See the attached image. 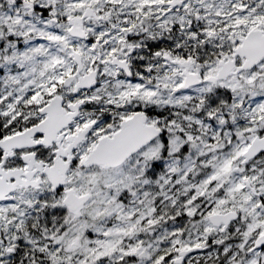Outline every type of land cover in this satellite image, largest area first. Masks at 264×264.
I'll use <instances>...</instances> for the list:
<instances>
[{
	"label": "snow or ice",
	"instance_id": "6c2138e0",
	"mask_svg": "<svg viewBox=\"0 0 264 264\" xmlns=\"http://www.w3.org/2000/svg\"><path fill=\"white\" fill-rule=\"evenodd\" d=\"M0 264H264V0H0Z\"/></svg>",
	"mask_w": 264,
	"mask_h": 264
}]
</instances>
